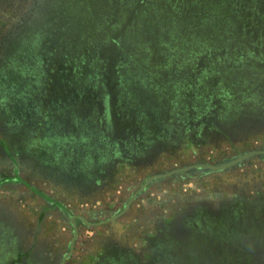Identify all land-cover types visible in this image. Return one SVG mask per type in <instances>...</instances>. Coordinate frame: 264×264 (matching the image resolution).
Returning a JSON list of instances; mask_svg holds the SVG:
<instances>
[{"label":"rangeland","instance_id":"1","mask_svg":"<svg viewBox=\"0 0 264 264\" xmlns=\"http://www.w3.org/2000/svg\"><path fill=\"white\" fill-rule=\"evenodd\" d=\"M187 263L264 264V0H0V264Z\"/></svg>","mask_w":264,"mask_h":264},{"label":"trees","instance_id":"2","mask_svg":"<svg viewBox=\"0 0 264 264\" xmlns=\"http://www.w3.org/2000/svg\"><path fill=\"white\" fill-rule=\"evenodd\" d=\"M5 83H6V81H4ZM44 87H46V90H47V92H50L51 94L53 93H55L56 95H57V91H56V89H54V87H52L51 85H46V84H42V86L40 87L41 89L39 90L38 88H35V89H33V92L32 91H28L27 93H28V95L26 94V93H24V97H26V99H24V101H30L31 99H33V100H37L39 103H40V105L43 107V105H44V101H43V99H45V97H46V95H44L45 93L43 92V90H44ZM21 89H24V88H21ZM38 89V90H37ZM25 90H28V89H25ZM35 90H37V91H35ZM40 91V92H39ZM56 91V92H55ZM45 96V97H44ZM94 95H90V97L88 98V99H90L89 101H90V103L93 101V99L95 98V97H93ZM57 97H58V95H57ZM30 99V100H29ZM58 99V98H57ZM47 101H49V98L47 97L46 98V101L45 102H47ZM51 101H53V99H51ZM94 103V102H93ZM31 104V103H30ZM33 104V103H32ZM29 107H31L30 105H29ZM29 107H26V109L27 110H29L30 112H31V108L29 109ZM27 110H26V112H23V114L24 115H22L21 117H23V116H26L27 117V119L29 118V116L27 115ZM26 114V115H25ZM117 116V118L116 119H118V120H120V122H123L124 121V119L122 118V117H119V114H117L116 115ZM28 122H30V123H33L30 119H28ZM38 122L39 121H37V122H34L33 124H35V125H37L38 124ZM38 126V125H37ZM15 133V132H14ZM4 139V138H3ZM12 139V138H11ZM2 141H4V142H2L1 143V147L2 148H4L5 150H8V148H9V146H8V144H7V142H6V140L4 139V140H2ZM12 141V140H11ZM10 141V142H11ZM173 248V250H174V247H172ZM177 248H179V249H177V250H180L182 247H179V246H177ZM162 250H164V252H166V249L163 247V249ZM179 252V254H181V251H178ZM175 253H176V250H175ZM166 255H168V254H166ZM199 255V254H198ZM169 256H171V255H169ZM168 261H170L169 259H168ZM188 264V263H187Z\"/></svg>","mask_w":264,"mask_h":264}]
</instances>
